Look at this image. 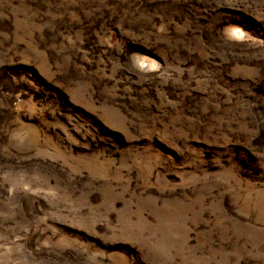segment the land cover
<instances>
[{"label": "rangeland", "instance_id": "374dc122", "mask_svg": "<svg viewBox=\"0 0 264 264\" xmlns=\"http://www.w3.org/2000/svg\"><path fill=\"white\" fill-rule=\"evenodd\" d=\"M0 264H264V0H0Z\"/></svg>", "mask_w": 264, "mask_h": 264}]
</instances>
